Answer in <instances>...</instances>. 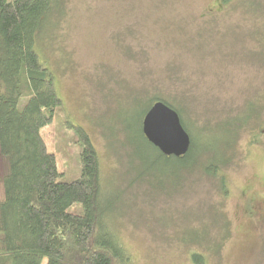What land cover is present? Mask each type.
<instances>
[{
  "label": "rangeland",
  "instance_id": "rangeland-1",
  "mask_svg": "<svg viewBox=\"0 0 264 264\" xmlns=\"http://www.w3.org/2000/svg\"><path fill=\"white\" fill-rule=\"evenodd\" d=\"M222 3L59 0L36 38L69 117L96 147L102 191L115 201L109 215L135 264H192V231L214 245L228 230L211 205L229 235L219 255L206 251L208 264H264V0ZM157 92L185 95L189 129L205 143L220 145L228 128L261 115L224 170L227 196L199 170L178 180L150 165L154 150L136 147L145 100ZM45 132L56 148V128Z\"/></svg>",
  "mask_w": 264,
  "mask_h": 264
},
{
  "label": "trees",
  "instance_id": "trees-1",
  "mask_svg": "<svg viewBox=\"0 0 264 264\" xmlns=\"http://www.w3.org/2000/svg\"><path fill=\"white\" fill-rule=\"evenodd\" d=\"M231 1L222 0L225 5ZM58 5L59 0H0V158L5 162L0 264L44 260L47 264H135L118 235L116 217L109 215L115 201L102 191L96 147L88 132L69 117L56 92L54 74L40 62L35 49L38 34ZM23 97L27 103L20 108ZM145 101L138 129L142 142L135 145L154 150L156 158L150 165L166 166L165 173L171 171L178 180L181 171L191 175L199 170L217 181L227 196L224 170L233 162L242 129L251 119L259 122L261 115L248 117L235 130L228 128L225 141L217 145L197 139L190 131L185 95L170 99L157 92ZM157 101L177 111L190 136V149L182 157L164 155L143 133L144 117ZM49 127L56 128L54 149L46 138ZM205 129L198 128L199 134ZM212 208L221 213L228 230L219 239L212 238L214 245H204L199 232L192 231L194 238L187 246H198L190 251L192 264H208L206 251L219 255L229 235L226 215Z\"/></svg>",
  "mask_w": 264,
  "mask_h": 264
},
{
  "label": "water",
  "instance_id": "water-1",
  "mask_svg": "<svg viewBox=\"0 0 264 264\" xmlns=\"http://www.w3.org/2000/svg\"><path fill=\"white\" fill-rule=\"evenodd\" d=\"M143 133L166 156L182 157L190 149L191 139L179 114L163 101H157L145 115Z\"/></svg>",
  "mask_w": 264,
  "mask_h": 264
},
{
  "label": "crops",
  "instance_id": "crops-1",
  "mask_svg": "<svg viewBox=\"0 0 264 264\" xmlns=\"http://www.w3.org/2000/svg\"><path fill=\"white\" fill-rule=\"evenodd\" d=\"M5 173V162L3 159L0 158V201L4 199V186L3 183L1 182V178L3 177Z\"/></svg>",
  "mask_w": 264,
  "mask_h": 264
}]
</instances>
